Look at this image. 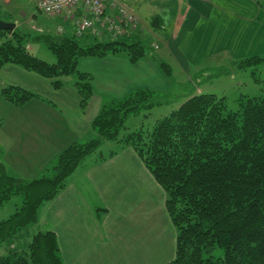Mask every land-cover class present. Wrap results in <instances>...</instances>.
<instances>
[{"label":"trees","instance_id":"trees-1","mask_svg":"<svg viewBox=\"0 0 264 264\" xmlns=\"http://www.w3.org/2000/svg\"><path fill=\"white\" fill-rule=\"evenodd\" d=\"M27 35L0 29V68L14 64L49 79L54 88L63 85L62 78L74 77L81 109L88 105L94 87L92 76L77 69L80 58L124 55L135 62L151 50L130 35L41 33L33 38L55 55V62L48 63L26 48ZM152 57L169 78L170 65ZM262 61L264 56H249L231 65L243 69ZM155 94L137 88L102 105L91 121L95 136L63 148L50 174L20 178L8 174L0 160V204L13 195L22 199L8 218L0 220V241L16 239L23 228L36 224L40 207L65 187L86 156L95 154L97 161H103L129 146L165 195L175 230L174 256L166 264H264V96L242 95L237 109L229 110L224 96L198 93L195 88L151 126L129 130L125 126L129 116L162 102ZM0 95L14 106L38 96L15 85L3 87ZM106 142L117 147L104 154L100 147ZM105 211L102 207V214ZM216 249L223 255L215 256ZM0 264L64 262L55 234L39 229L25 246L13 245L0 255Z\"/></svg>","mask_w":264,"mask_h":264},{"label":"crops","instance_id":"crops-1","mask_svg":"<svg viewBox=\"0 0 264 264\" xmlns=\"http://www.w3.org/2000/svg\"><path fill=\"white\" fill-rule=\"evenodd\" d=\"M120 1L139 21L140 28L132 32V38L149 39L151 50L135 62L124 55L80 58L77 69L92 76L94 87L84 109L79 107L77 91L64 86L68 77L62 78L64 87L54 88L49 79L14 64L1 67L9 68L14 74L22 70L26 74L24 80H30L34 88L41 84L40 78L47 80L55 89L53 94L58 96L61 108L66 109L60 111L61 122L55 115L42 118V111L38 116L31 112L12 131L24 135L34 131L42 135L45 147L50 146L51 155L46 156V163L31 166L30 169H36L32 175L46 165L50 167L70 143H82V139L89 137L92 118L105 99L111 101L137 88H149L164 97L174 83L189 82L192 77L229 76L227 70L220 74L214 69L222 71L240 59L264 55L260 42L264 39L261 0ZM74 28L72 23L65 27L72 33ZM152 56L170 65L169 78L160 71ZM194 87L196 92H202ZM93 105L95 111H88ZM11 138L15 140L17 136L12 134ZM31 146L30 140L13 149L28 148L25 150L28 157L22 159L25 161L36 151L43 152L39 144ZM0 150L1 161L7 164V157L13 155L11 149L4 154L2 147ZM83 162L68 176L65 187L38 211L39 228L55 234L64 264L169 262L175 251V230L165 209V195L133 149L124 147L103 161L93 158ZM102 207L106 210L103 214Z\"/></svg>","mask_w":264,"mask_h":264},{"label":"rangeland","instance_id":"rangeland-1","mask_svg":"<svg viewBox=\"0 0 264 264\" xmlns=\"http://www.w3.org/2000/svg\"><path fill=\"white\" fill-rule=\"evenodd\" d=\"M260 4L262 7H264V0H261ZM0 21L14 23V29H16L18 32L28 34L26 48L33 55L48 63L55 62V55L46 47L44 42L36 40L33 37L41 33L65 36L72 34V32H67L65 29V27H69L71 25V21H63L59 17H51L43 14L37 10L35 0H0ZM58 27L63 29L61 33H57ZM139 28L140 25L136 31H138ZM136 31H133V33ZM133 33L129 35L131 36ZM100 36L101 35H98V37ZM141 41L146 45H149L150 42L149 39ZM260 42L262 43L261 48L264 49V39H261ZM156 47L157 46L154 45V48ZM155 53H157V51H155ZM188 56L191 60L190 54H188ZM223 69L229 71V76L218 77V75H216L213 78H207L205 76H200L197 78L192 77L189 82L172 84L168 94H166L164 97L161 93L155 94L159 100L160 97L162 99V102L159 105H155L149 109H142L138 115L129 116L126 120L125 126L129 130H136L140 127L146 128L151 126L157 118L167 114L171 109H173L175 107L176 101L179 103L182 102L183 99L181 98L186 92L188 93L190 91H194L195 88L193 86H197L203 93H215L218 96H224L226 106L229 110L237 109L239 97L242 95L264 96V61L246 66L243 69H238L234 65H228ZM214 70H216V73L220 72V69ZM17 71V74H14L7 67L0 68V91L7 85H19L25 90L28 88L29 91L37 93L38 96L32 98L28 103H25L22 106H14L4 100L0 95V147H2V154H4L6 150L9 149H11L13 154L12 156L7 157V164L4 161L2 162L4 163L8 174L17 177H20L18 173L26 174L24 175L25 177L22 176L20 178L32 179L40 177L43 174H50L52 172L50 169L52 165H50V167L46 165L42 171L35 175L32 174L36 171V169H30L32 165H42L46 163V156L49 157L51 155L50 146L47 145L45 147L42 144V135H38L34 131H29L25 135L19 132L12 133V131L14 132V129H16L18 123H22V118H29V114L31 112H35L38 116L42 111V118H49V114H52L56 116L59 122H61L63 117L60 116V111H66V109L61 108L62 106L58 103V96L53 94L55 93V89L49 85L47 80L40 78L42 81L41 84L34 88L32 87L33 85L30 80H24L26 74L20 72L22 70ZM31 75L34 74L32 73ZM73 79L74 77H68L66 82L63 83L64 86L76 92L75 88L73 87ZM22 81L23 83H19ZM190 82L191 84H189ZM109 101L110 99H105L103 103L107 104ZM94 107L95 105H93V108H90L88 111H95ZM85 111H87V108ZM12 134L17 136L15 140L11 138ZM87 136L89 137L82 139L83 142L93 138L95 136L94 131L90 129L89 135ZM30 140L32 146L34 144L38 146L39 144L40 146L38 147H40L43 152L36 151L31 157L23 161L22 159H26L28 157H25V154H28L25 152V150L28 148L20 149L19 151H16L13 148L21 147L23 143H26ZM116 147L117 145L114 142H106L101 145L100 151L104 154H107L110 150H114ZM95 156V154L86 156L83 159V163L90 162V159L95 158ZM10 162H12L13 165H10ZM54 162L55 160L53 163ZM46 168L49 169L47 170ZM29 171L31 172V175L28 174ZM21 201V196L13 195L9 200L0 204V220L8 218L15 211V209L20 206ZM40 210L41 209H39V211ZM39 225L40 216L36 224L23 228L20 232V235L16 239L2 242L0 241V255H5L13 245L18 249L25 246L29 242L32 234L40 229ZM222 255L223 250L216 249L215 256Z\"/></svg>","mask_w":264,"mask_h":264},{"label":"built area","instance_id":"built-area-1","mask_svg":"<svg viewBox=\"0 0 264 264\" xmlns=\"http://www.w3.org/2000/svg\"><path fill=\"white\" fill-rule=\"evenodd\" d=\"M35 3L43 14L71 21L78 37L104 33L112 37L127 36L139 26L130 8L120 0H35ZM62 30L57 28L58 33Z\"/></svg>","mask_w":264,"mask_h":264},{"label":"water","instance_id":"water-1","mask_svg":"<svg viewBox=\"0 0 264 264\" xmlns=\"http://www.w3.org/2000/svg\"><path fill=\"white\" fill-rule=\"evenodd\" d=\"M14 27H15L14 23L0 21V29L2 30L13 31Z\"/></svg>","mask_w":264,"mask_h":264}]
</instances>
